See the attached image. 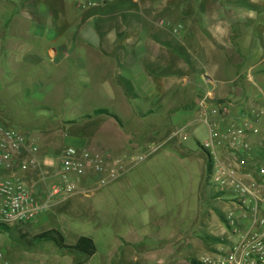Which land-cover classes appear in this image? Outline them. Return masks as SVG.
Listing matches in <instances>:
<instances>
[{"label":"crops","instance_id":"obj_1","mask_svg":"<svg viewBox=\"0 0 264 264\" xmlns=\"http://www.w3.org/2000/svg\"><path fill=\"white\" fill-rule=\"evenodd\" d=\"M161 20L166 21L164 26L159 25ZM175 29L178 33L173 32ZM64 38L67 41H61ZM1 61L12 67L4 71L0 66V94L3 83L19 82L17 100L26 104L27 109H48L60 123L57 131L91 126L85 130L92 133L69 138L65 148L89 149L96 141L101 146L99 152L126 153L133 160L146 155L148 144L160 151L168 137L176 139L179 148L192 141L201 150L212 125L211 121L201 122V103L207 101L206 109L227 104L230 118L236 121L242 119L247 108H264V0H112L99 9L85 8L83 0H0ZM66 61L73 63L74 71L68 87L70 104L64 102L60 116L47 102L62 97L66 100L67 80L57 83L53 76ZM15 69H37L39 77L16 81L8 75ZM51 77L53 82L48 84ZM1 103L4 109L0 110V117L4 112L7 124L27 132L36 128L15 121L12 109L4 101ZM123 109L129 114H124ZM96 110H105L116 120L98 116L79 123ZM260 121L263 123L264 118ZM64 122L77 124L66 126ZM194 124L204 127L205 141L201 144L184 133ZM248 139L257 143L260 136L251 135ZM42 149L37 158L49 178L44 181L37 169L40 178L34 191L39 197L46 195L47 185L57 183L58 177L53 174L59 168L60 158L58 150L49 154ZM258 149L257 145L254 152ZM189 150L185 152L195 153ZM152 156H145L144 161ZM207 161L210 171L208 157ZM259 162L255 158L253 167L257 168ZM133 166L104 188L124 181ZM251 171L247 172V180L253 175ZM25 178L31 181L32 175L27 172ZM102 190L82 198L90 200ZM116 194L117 191L110 190L106 196ZM76 197L81 196L71 198ZM149 204L141 202L145 209L150 208ZM232 205L234 209L229 213L240 218L238 207ZM99 212L102 215V207ZM224 222L232 238L227 247L209 248L193 259L181 255L183 245L178 236L175 243L171 241L165 246L166 260L157 257L154 264H215L238 242L225 217ZM243 227L248 229L249 222ZM122 245L119 241L118 247H112L116 254L110 259L105 253L100 254L107 264H124L117 254ZM148 252L156 254L154 249ZM134 254L135 262L143 257L138 258V252ZM98 256L96 253L77 264H100L96 263ZM140 264H145L144 260Z\"/></svg>","mask_w":264,"mask_h":264},{"label":"rangeland","instance_id":"obj_2","mask_svg":"<svg viewBox=\"0 0 264 264\" xmlns=\"http://www.w3.org/2000/svg\"><path fill=\"white\" fill-rule=\"evenodd\" d=\"M109 3L96 9L106 7ZM61 41H67V38L61 39ZM32 45L39 47L42 44ZM72 65L71 61H66V64L57 68L56 74L53 75L57 83L67 80L66 92H64L66 100L62 97L53 103L47 102L50 104L48 107L54 109L60 116L64 102L70 104L67 99L69 81L73 78ZM0 66L1 69L4 68V71L12 67L5 61H1ZM49 70L52 75L53 71L50 65ZM59 72L61 75L57 76ZM8 75L16 81L39 77L37 69H15L12 74L8 72ZM0 79L2 80L1 74ZM52 79L53 77L49 78L47 83L51 84ZM3 84L4 88H1V94L6 99L0 94L3 98L0 100V104L4 101L13 110H11L12 118L18 123L36 127L35 129L38 131L33 128L32 132H22L26 134L30 143L37 146L38 152L40 148L46 152L48 150L49 154H56L58 150L57 157H60L69 138L86 132L92 133L91 130H85L91 126L87 128L72 127L70 132L67 130H63V132L61 129L57 131L56 126L39 130L43 126L40 122L48 119V113L35 111L36 107L27 109L26 104L17 100L19 82L12 85ZM48 97L50 98V95ZM3 109L4 107L1 106L0 110ZM252 110L254 109L247 108L246 111L248 113ZM122 112L129 114L126 109H123ZM123 113L121 115L125 117ZM1 116L0 120L5 121L6 114L2 112ZM200 126L194 124L184 132L191 139L196 138L199 144L205 141L204 127ZM260 127H264V122L260 124ZM194 132L195 135H193ZM259 142L260 139L257 143L255 140L249 139L252 152L257 145L259 148ZM163 145L160 151L134 167L125 176L124 181L104 188L92 199L76 197L63 200L52 206L48 215L41 220L17 224L9 228V231L1 232L0 248L7 259L12 264H77L86 259L84 255L77 252L60 251L49 241H35L28 244L19 235V231H21L28 235L26 237L29 240L52 229L63 235L67 245H74L79 237L91 238L96 245V253L99 255L96 263L100 264H107V259L100 254L105 253L108 259L112 258L116 254L112 251V247L116 245L118 247L119 241L123 245L117 254L122 257L124 264H140L143 260L145 264H154L157 257L166 260L167 257H164L165 246H169L171 241L175 243L178 236L181 237L183 245L181 255L192 256L190 258L203 255L209 248L227 247L232 238L224 222V217L234 209L231 202L232 193L227 191L226 187L213 182L212 170L208 169L206 153L199 147H195L192 141L184 143L179 148L176 139L168 140L167 137ZM190 148L195 153L187 154L186 150ZM263 165L259 162V166ZM28 173L32 175V178L31 181L27 180V183L35 188L32 187L33 190H36L40 178L39 173L34 169ZM221 188L224 190L221 191ZM110 190L117 191L116 197L106 196ZM142 201L150 203V208H143ZM99 207L103 208L102 215L99 212ZM151 249L156 250V254L147 253V250ZM135 252L139 253L138 258L143 255L138 262L133 259ZM181 259L185 260L186 257Z\"/></svg>","mask_w":264,"mask_h":264},{"label":"built area","instance_id":"obj_3","mask_svg":"<svg viewBox=\"0 0 264 264\" xmlns=\"http://www.w3.org/2000/svg\"><path fill=\"white\" fill-rule=\"evenodd\" d=\"M110 1L85 0L84 7L96 9ZM165 24V20L159 22L160 26ZM173 32L178 33V30ZM201 104V122H212L210 137L201 150L208 157L213 182L232 193L231 202L240 211L238 219L233 213L225 217L238 242L215 264H264V165L253 167L255 158L264 164L261 158V153L264 155V127H260L264 108L243 113L242 119L236 121L230 118L227 104H217L209 109L205 108L207 101ZM220 124H223L222 128ZM251 135L260 136L257 153L250 147L248 136ZM100 147L94 141L89 149L64 148L59 168L54 169L57 183L47 185L46 195L39 197L25 178L31 169H38L44 181L49 178L37 158V146L30 143L19 128L0 122V225L12 228L17 224L39 221L48 215L53 204L73 196L90 198L109 182L121 177L131 166L144 161L145 156L159 151L153 144H148L145 146L146 155L132 160L126 153H101ZM250 171L253 175L247 180V172ZM247 221L249 227L245 229L243 224ZM0 264H12L1 248Z\"/></svg>","mask_w":264,"mask_h":264},{"label":"trees","instance_id":"obj_4","mask_svg":"<svg viewBox=\"0 0 264 264\" xmlns=\"http://www.w3.org/2000/svg\"><path fill=\"white\" fill-rule=\"evenodd\" d=\"M45 111L48 113V119L41 121L40 123H42V127L41 129L39 128V130H45L47 129L49 126H56L58 127L60 125V123L58 122V120L56 119L57 117L54 116L48 109H45ZM98 116H107L110 117L114 120H116L115 117H113L111 114H109L107 111L105 110H96L92 113L91 116L88 117H82L79 120V123H82L84 121L90 120L94 117H98ZM5 124H7V122L3 121ZM70 124H77V122H64V125H70ZM8 126H11L9 124H7ZM11 127H15V126H11ZM16 128V127H15ZM261 158L262 160H264V155H262L261 153ZM10 229L6 226L0 225V234L1 232H6L9 231ZM19 235L20 237L25 240L28 244H32L35 241H44V242H52L60 251H73V252H77L80 253L82 255H84L86 257V259H90L91 257H93L96 252H97V248L96 245L94 243V241L91 238L88 237H80V239L77 241L76 244L74 245H67L65 243L64 237L63 235L58 232L57 230H49L43 233H40L36 236H34L31 239H27L26 234H23L21 231H19ZM191 264H200L198 262L192 261Z\"/></svg>","mask_w":264,"mask_h":264}]
</instances>
